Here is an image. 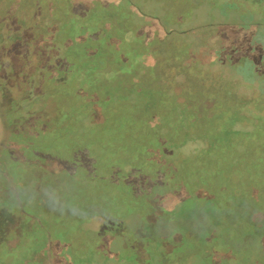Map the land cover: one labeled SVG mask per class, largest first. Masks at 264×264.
I'll return each instance as SVG.
<instances>
[{"label": "rangeland", "instance_id": "rangeland-1", "mask_svg": "<svg viewBox=\"0 0 264 264\" xmlns=\"http://www.w3.org/2000/svg\"><path fill=\"white\" fill-rule=\"evenodd\" d=\"M72 2L76 12L87 13L91 5L92 12L83 19L79 30L62 28L58 34L70 45L72 54L82 50V44L87 48V55L83 49L81 55H75L72 60L66 58V63L86 64L89 57L98 56L104 50L118 57L115 68L121 70L123 76L128 75L123 80L129 84L132 75H137L145 64L142 63L144 56L154 54L157 42L164 39L166 44L162 47L167 50L168 60L164 61L165 53L156 55L159 59L165 57L162 61L168 65L166 69L158 68V72L163 73L162 79L149 68L147 90L135 86L134 98L129 93L125 95L120 79L104 85L105 92L98 90L94 75L80 85L82 95L73 98L72 109L82 108L88 100L98 101L104 93L111 95L113 91L115 103L110 96L105 102L108 105L111 100L116 104V118L104 125V134L88 132L80 121L84 111L65 129L47 133L38 127L36 134L21 140L16 131H7L12 121L7 120L8 115L0 117V186L8 190L5 194L9 195L0 198V245L5 243L0 246V264L10 254L15 256H10L9 264H24L27 259L28 264H78V255L83 253L85 259L93 258L87 264H264V239L260 228L249 217L251 208H264L263 186L259 191L258 185L238 174L234 178L237 191L217 193L215 201L208 202L212 195L200 192L205 200L197 204L181 202L180 209L165 218L168 226V222H173L171 227L156 229L153 238L144 243L146 237L149 239L150 232L145 228L150 222L145 223L140 210H136L131 181L132 156L127 158L129 160L122 156L120 144L116 143L127 142V136L123 139L118 135L125 133L123 127L129 121L134 122L132 118L120 116L122 108L130 106L136 115L145 105L147 116L151 117L155 103L157 108L172 111L175 97L181 96L178 99L188 107L187 120H192V126L199 122L201 115L210 122L205 128L201 126V132L209 135L214 148L212 160L229 162L243 158L236 164L242 165L246 172L259 171L264 180V0H209L211 4L206 5L210 6H201L196 13L190 0ZM129 3L139 9L136 11L139 15ZM167 32L171 34L167 36ZM186 39L194 43L196 53L187 45L179 46ZM48 50L43 56L46 70L54 68L61 60V51L53 54L51 46ZM194 53L196 58H193ZM196 60L200 61L199 65ZM194 65L196 68L192 71ZM146 74L149 75L147 70ZM198 74L199 81L194 78ZM47 77L49 80L50 76ZM162 83L173 87L172 93L164 90ZM175 84L190 85L192 89L194 86L195 90L197 85L205 90L227 84L229 92L232 88L235 91L230 95L232 98L240 97L244 103L249 101L241 109L247 115L238 119L233 102L221 103L207 92L188 97L183 91L173 92ZM72 88L78 91L76 83ZM0 97H4V92H0ZM203 109L210 112L202 114ZM171 111L161 114L168 122L174 121L175 111ZM92 116L97 122L103 119L96 110ZM234 130L245 134L229 135V131ZM193 131L188 129L187 132L192 135ZM207 145L197 137L179 148L164 149L165 157L170 167L175 168L180 159L194 155L204 158L201 151ZM120 168L122 173L118 172ZM32 174L59 185L56 188L58 202L51 205L44 196L33 191L27 183ZM243 182L256 190L263 203H249L248 199L233 194L235 191L240 194ZM179 197L169 193L164 204L174 205ZM177 209L172 207L171 212ZM43 223L48 224L53 237ZM261 230L263 233L264 229ZM14 234L19 236L17 240L12 239ZM94 244L96 249L93 250ZM144 244L152 247L146 248L148 254L142 251Z\"/></svg>", "mask_w": 264, "mask_h": 264}, {"label": "flooded vegetation", "instance_id": "flooded-vegetation-1", "mask_svg": "<svg viewBox=\"0 0 264 264\" xmlns=\"http://www.w3.org/2000/svg\"><path fill=\"white\" fill-rule=\"evenodd\" d=\"M190 1L194 3L193 12L195 13L198 12L201 6L204 8L205 6H210L209 4L206 5L210 3L209 0ZM129 5L131 8L134 7V13L138 14L136 11L139 12V9L132 3H129ZM210 9L213 11L211 7ZM91 12L92 5L87 13L76 12L73 9L72 0H0V92H4V97H0V117L5 116L6 118V115H8L7 120L12 121L11 124L7 125V131L9 133L16 131L20 140L36 134L38 127L47 133L65 129L69 123L77 121V117L81 111H84V115L80 118V121L87 127L88 132L101 131V134H104V125L113 122V119L116 118L114 115H116L117 110L116 104L114 105L115 101H113V91H109L111 95H108V92L104 93L105 95L103 94L104 96L98 101L88 100L82 108L76 107L72 109L71 106L75 97L82 95L80 85L85 81H89L93 75L97 76L98 81L96 85L100 92H105L106 86L102 88L104 85L113 82V80L115 82L120 79L122 87L126 91L125 95L129 93L132 98L135 97L133 92L135 86L147 90L146 84L149 83L151 76L149 68L154 70V75L162 79L163 73L158 72V68L164 67L166 69L168 64L167 62L165 64L164 61L168 60L167 56H169L167 50L162 47L166 44L164 39L161 42H157L153 50L154 54L150 53L144 56V62L142 63L145 64L140 67L137 75H132L129 84H126L123 80L128 75L123 76L122 71L115 68V65L118 63V57L116 55H108L104 50L101 53L99 52L98 56L95 54L89 57L86 64L76 65L74 62L66 63V58L72 60L75 55H81L83 49L87 55V48L82 44V50L72 54L70 45L61 40L58 34L62 28L79 30L83 19L88 18ZM212 15V12H210V16ZM220 24L222 26L229 25V23ZM240 25H243L242 21ZM167 30L170 29L168 28ZM170 34V32L166 33L167 36ZM190 39L182 41L179 46L187 45L191 51L195 52L193 48L194 43L190 42ZM49 46H51V53L53 54L61 51V60L57 66L46 70L44 67L46 62L43 56L49 52ZM157 53H165L167 59L162 61L165 57L163 56L164 58L159 59V56L156 55ZM195 53L193 58H196ZM97 58L100 59L96 65ZM196 61L199 65L200 61ZM195 68V65L191 67L192 71ZM146 70L149 72V75L146 74ZM50 72L51 74H49ZM47 76H50L49 80ZM199 77L198 74L194 78H197L198 80H196L199 81ZM74 83L77 84L78 91H74L72 88ZM150 84L153 83L151 82ZM162 84L165 85L164 90L171 92L173 89L168 84ZM174 87L176 90L173 92L179 91L181 93L183 91V95L187 97L191 96L190 94L198 95L197 93L200 91L207 92L208 96L216 97V100L219 98L221 103L230 104L233 102L238 112V119L247 115L241 109L249 101L244 103L240 97L237 100L232 98L230 95L235 91L232 88L229 92L227 84L224 86L217 85L216 88H213L214 86L209 87L205 90H202L198 85L196 90L194 86L192 89L190 85L184 87L175 84ZM63 95H66V98H63ZM108 96H110V99L114 103L110 100L109 104H106L105 98ZM178 98H181V96L175 97L174 107L172 108V111H175L173 122H168L161 115H165L171 110L167 111L164 107H159V109L156 107V103L154 104L153 115L151 117L147 116L148 109L145 105L137 110L138 113L136 115L133 111L131 112L130 106L122 108L120 114L122 117L134 119V122L130 123L129 121L123 127L125 133L122 132L118 135L119 138L123 139L127 136V142L116 143L120 144L122 151L120 154L122 156H125L126 159L132 156L130 159L133 177L131 181L132 191L136 194L135 204L138 206L136 210H140L144 222L146 220L145 223L150 222V225L145 228V230L150 232L148 233L149 239L146 237L143 240L144 243L153 238L152 236L155 234L156 229L168 226L165 218L169 217V213L177 212L181 207V202L188 201L192 204L202 202L205 199L201 197L200 192H208V194L212 195V198L206 201L208 202L215 201L217 193L231 192V190L237 191V186H234L236 184L234 178L238 174L240 178L249 179L254 185H258L259 191L262 188L260 186H263L264 189L263 178H259L258 175L256 176L255 172H246L240 164L235 165L230 170H225V168H229L227 160H212L214 148L211 147L209 135L201 132V126L203 125V128H205L210 122L207 121L204 115H201L200 120H198L199 122L192 126V120H187L188 107H184L181 99L179 100ZM93 110L102 114L103 119L97 122L94 116H92ZM202 111V114L205 113L204 111L210 112L207 109H203ZM192 112L196 113V111L190 110V113ZM114 128L115 125L110 130L113 131ZM188 129H192L195 132L193 131L192 135H189ZM197 131L199 132L195 134ZM231 134L245 133L234 130L229 132V135ZM197 137L208 143L207 147L201 151V153L205 154V157L200 159L198 158L199 156L194 155L180 159L177 163L178 166L171 168V163L166 160L164 149L170 147L179 148L187 141L196 139ZM141 145H145L147 151L141 153L139 151ZM241 148L244 150V147L241 146ZM151 163H153V167ZM118 172L122 173L121 168ZM253 174L254 177H252ZM30 177L31 180L27 183L37 195L44 196L46 201L51 205L58 202L59 199L56 194V188L59 187L58 184H55L54 181L52 182L51 179L45 180L44 177L40 178L35 174L30 175ZM236 191L233 192L234 195L242 199H248L249 203H255V201L263 203L261 197L257 195L256 190L253 187H249V185L246 187L245 182L241 183L240 194ZM5 193H8V190L6 191L0 186V198L9 197ZM169 193H176L181 197H179L180 199L178 198V201L174 205L166 206L164 199ZM138 201L144 203L142 204L143 206L141 204L139 206ZM172 207H178V209L171 212ZM250 211H252L249 216L250 220L255 222L259 227H262L264 225V208L253 207ZM185 212L187 213V211ZM174 215H178L176 217L181 216V214ZM46 218H49V216ZM60 220L62 223H65L62 219ZM168 223H170L168 227H171L173 222ZM43 224V227L48 229L47 233L50 237H53L48 224ZM162 225L163 227H161ZM17 237L19 236L14 234L12 239L17 240ZM176 239L179 241L180 236L177 235ZM96 242L98 241L96 240ZM2 245H5V243ZM147 247L152 248L146 244L142 245L144 254H148ZM8 253L11 252L8 251ZM10 256H15V254L7 256L3 264H9L7 261L9 262ZM18 256L19 260H21V255L18 254ZM139 257L141 258V256Z\"/></svg>", "mask_w": 264, "mask_h": 264}, {"label": "trees", "instance_id": "trees-1", "mask_svg": "<svg viewBox=\"0 0 264 264\" xmlns=\"http://www.w3.org/2000/svg\"><path fill=\"white\" fill-rule=\"evenodd\" d=\"M230 132V131H229ZM229 138H230V136H229ZM139 151L141 152V153H143V152H145V151H147V149L145 148V145H141V147H140V149H139ZM241 161V160H243V158L241 159V158H235V159H233V160H229V170H230V168H233V167H235L234 165H237L236 164V162L237 161ZM234 161H236V162H234ZM151 166L153 167L154 165H153V163H151ZM256 176L258 175L259 176V178H261V177H263V175L261 176L260 174H259V171H255V173H254ZM254 174L252 175V177H254ZM241 201V200H240ZM140 204H141V206H143L142 204H144V203H142L141 201H138V205L140 206ZM253 223H255V222H253ZM257 228H260L259 229V231H261V236H262V239H264V231H263V233H262V228L264 229V225L262 226V227H259L258 225H257ZM257 230V229H256ZM80 245V244H79ZM93 246V250L94 249H96V244H94V245H92ZM83 254H85V253H83ZM83 254H80V255H78V257H79V262H78V264H87V263H91L92 262V260H90V259H93V258H87V259H85L86 257H84L83 256ZM81 259H82V261H81ZM22 260V259H21ZM30 261L27 259V260H25V262H24V264H28Z\"/></svg>", "mask_w": 264, "mask_h": 264}]
</instances>
